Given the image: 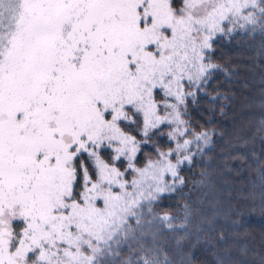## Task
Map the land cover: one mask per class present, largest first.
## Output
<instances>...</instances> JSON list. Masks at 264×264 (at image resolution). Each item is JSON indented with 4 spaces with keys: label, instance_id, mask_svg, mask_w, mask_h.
I'll list each match as a JSON object with an SVG mask.
<instances>
[{
    "label": "snow or ice",
    "instance_id": "obj_1",
    "mask_svg": "<svg viewBox=\"0 0 264 264\" xmlns=\"http://www.w3.org/2000/svg\"><path fill=\"white\" fill-rule=\"evenodd\" d=\"M237 38L264 68V0H0V264H199L201 245L232 264L184 192L211 183L207 167L181 173L213 142L190 106L224 114L230 90L208 88L235 77L215 61ZM257 132L264 145V115ZM232 159L264 209V147ZM165 193L175 214L157 211Z\"/></svg>",
    "mask_w": 264,
    "mask_h": 264
},
{
    "label": "trees",
    "instance_id": "obj_2",
    "mask_svg": "<svg viewBox=\"0 0 264 264\" xmlns=\"http://www.w3.org/2000/svg\"><path fill=\"white\" fill-rule=\"evenodd\" d=\"M215 62L231 64L236 75L229 83L220 73L210 82L208 91L212 92L213 88L221 93L230 90V98L220 101L224 107L223 115L219 106L214 112L207 111L206 103L200 109L190 106L192 121L214 128L215 135L205 150L204 158L200 160L197 157L200 166L181 173L189 181H197L206 166L211 183L205 187L193 184L184 192L191 190V200L201 208V214L215 216L216 229L225 230L226 239L218 247L219 255L225 256L232 264H259V254L264 252V209L261 208L260 189L253 186L255 173L240 159L232 157L259 153L264 147L257 132L264 115L261 112L264 68L260 66L252 46L239 42V38L233 42L225 39L218 47ZM209 116L212 117L211 123H208ZM167 143L166 136L159 138L161 148L166 150ZM143 152L153 153V145L142 146L141 156ZM248 158L250 160L251 156ZM183 202L178 194L166 193L158 202L157 211L167 209L175 214L177 204ZM234 210L242 211L243 216L238 218ZM236 219H239V224L232 223ZM192 231L195 232L194 226ZM195 256L199 264H214V257L204 245L199 246Z\"/></svg>",
    "mask_w": 264,
    "mask_h": 264
},
{
    "label": "rangeland",
    "instance_id": "obj_3",
    "mask_svg": "<svg viewBox=\"0 0 264 264\" xmlns=\"http://www.w3.org/2000/svg\"><path fill=\"white\" fill-rule=\"evenodd\" d=\"M140 155V154H139ZM141 156V155H140ZM139 166H142V164L141 165H139ZM166 194V193H165ZM165 194H163V196L165 195Z\"/></svg>",
    "mask_w": 264,
    "mask_h": 264
}]
</instances>
